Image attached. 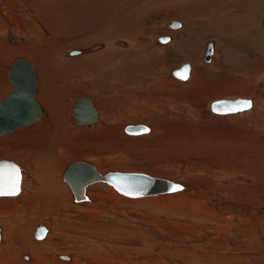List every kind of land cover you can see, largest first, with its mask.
<instances>
[{"label":"rangeland","instance_id":"obj_1","mask_svg":"<svg viewBox=\"0 0 264 264\" xmlns=\"http://www.w3.org/2000/svg\"><path fill=\"white\" fill-rule=\"evenodd\" d=\"M55 1L59 0H0V46L8 45L11 49L14 46L20 50L17 54L15 50L1 47L0 101L12 92L6 74L14 60L18 57H27L26 59L30 57L19 54L21 48L33 47L44 41L46 44H43L45 47H42V50L50 54L46 69L44 66V69L40 70L36 63L31 61L35 65L39 79L37 100L43 106L41 94L44 93L45 99L51 102L52 96L56 105H64V122H68L66 135L70 136V139L74 138V141L68 142L71 154L63 166L61 182L64 181L63 174L66 170L64 168L71 162L82 160L92 163L102 174L116 171L148 173L180 182L184 190L159 197L153 196L154 203L138 202L148 197H128L130 201L127 203L113 197L114 189L111 186L103 183L105 186L100 189L96 184L90 185L88 189L93 192L95 188L96 193L107 194L106 199L95 198L88 203L76 204L70 193L71 201L64 209L51 211L49 209L51 205H48L46 208L37 209L36 213L26 205L16 203L17 197L22 193L16 197H0V203L7 204L14 211L5 217V220L12 224L9 228H4L0 223L2 229L0 256L10 258L18 251L17 245L9 246L11 244L8 240L12 239L13 233L14 236H18L17 243H21V246L30 245L37 254L40 253L38 255L40 256L48 251L44 245L51 235L63 231L72 235L74 240L73 242L65 240L53 245V250H50L47 257L50 264H62L58 257L60 255L74 257L78 264H96L98 260L87 255L82 256L81 250H87L93 257H100L104 253L106 259H111L109 258L111 255L120 252L122 264H264V51L257 53L259 51L257 48L248 49L244 54V60L237 64L228 60L227 51L234 55L240 52V48L234 42L215 33L199 36L200 43L190 54L184 51L182 54L176 53L175 51L180 49L176 41H172L170 45L156 43L159 37L174 38L176 32L182 28L184 31L188 23H208L237 10L247 14V29L255 27L254 33L262 34L264 0H228L222 9L215 10L207 8L209 0H116L117 3L110 13H104L105 21H101L104 23L101 30L103 28L104 31L98 33L90 32L88 35L79 36L74 34L68 41L61 35L53 34L54 31L52 32L49 27L42 30V33L39 32L37 36L14 30L15 19L23 27L28 20L37 24L34 7L41 4L53 7ZM100 1L93 0L96 6L89 7L92 3V0H89L85 9L90 12L88 14L83 11L81 19L89 16V20H92L97 17ZM248 1L250 3L253 1L257 7H246ZM194 2L199 6L194 5ZM77 17L73 15L69 20H75ZM52 20L55 25L56 21ZM113 20L122 24L133 23L135 27L129 26L127 31L118 30L115 34ZM170 20H177L185 27L170 29L167 26ZM246 32L239 30L238 33L246 35ZM112 33L114 35L109 39L111 40L109 43L106 39ZM123 37L143 43L139 49H135L131 44L130 52L137 50L135 53H139L137 56L134 54L135 57L128 56L126 62L113 53L115 41H119L120 38L123 40ZM210 41L215 44V53L208 64L204 62L203 57L206 43ZM100 42L105 44V51L113 50L108 54H104L103 49L102 52H88ZM161 47L172 48V52L161 51L159 50ZM73 50H82L84 53L71 57L69 54ZM96 53L103 54L102 58L95 60L98 56ZM147 63L150 66L148 72L135 73L124 78L125 66L129 69H141L142 65L146 68ZM185 63L193 66V75L189 81L182 82L173 78L171 72ZM218 64L227 65L228 69L225 67L215 69ZM200 66L206 69L207 74L214 76H204V79L213 85L216 81L212 80H219L217 76H224L227 72L233 74L229 81L235 79L236 74L242 77L244 74L245 77L243 81L229 86V91L222 87L223 91L219 93L206 94L209 85L206 84L205 87L201 84L195 89L197 91L190 93L187 90ZM143 70L145 71L144 68ZM157 75L161 77L159 80L173 83L171 86L176 85L182 91L180 94L169 92L177 98L168 104H164L162 98L158 99L159 104H162L159 107H163L161 109L167 117L158 123L159 128L164 130H157L148 123H132L115 118V114H119L123 106H127V88L139 89L153 85ZM116 94L120 96L119 99L117 97L110 99L118 96ZM82 97L91 98L99 110L101 118L98 124L89 126L76 124L73 106L75 100ZM220 99L251 100L254 103V110L234 115H216L210 111L209 105L211 101ZM138 124L151 126V132L138 136L124 132L127 125ZM27 129L30 127L1 137L0 140L8 139ZM161 134L166 138L168 135L178 139L195 135L201 139L192 144L181 140L180 145L176 144L178 141L160 145V142H155L154 139ZM141 140L146 142V146L140 144ZM149 140L154 142L148 143ZM16 146V143H9L5 147H0V160L7 159L20 166L19 162L14 161L13 155L10 156L13 159L6 157L12 154ZM5 148H10L11 152L5 151ZM101 166L103 170L100 169ZM26 190L24 186L23 193ZM7 205H0V212L7 211ZM15 224H18V231L14 232ZM85 224L86 229L93 232L92 236H84L88 244L77 238L80 236L79 228ZM40 225L48 229L47 237L42 240L35 238L36 229ZM84 245L88 247L83 249ZM6 246L10 249H4ZM74 249L76 251L72 252ZM31 257V252H19L14 261L16 264H21L22 261L30 263Z\"/></svg>","mask_w":264,"mask_h":264},{"label":"bare ground","instance_id":"obj_2","mask_svg":"<svg viewBox=\"0 0 264 264\" xmlns=\"http://www.w3.org/2000/svg\"><path fill=\"white\" fill-rule=\"evenodd\" d=\"M88 2H89V0H73L71 2L69 0H62V1L59 0L55 3V5L53 7H50L47 4H41L39 6L34 7V15H35V13L37 14V16H36L37 24H36V22H35V24H33V22H30L28 20V22H26L25 26L23 27V25H21V23L17 19H15L14 20L15 25L13 28L16 32H19V33L26 32V33H29V34L31 33V34L37 36V34L39 32L42 33V30L44 31L45 29H47V27H49V29L52 32L54 31L53 34L61 35V36H63V38H65L68 41H70L72 39V36H74V34L79 36V35H84V34L88 35V33H90V32L98 33V32L103 30V28L101 30V27L103 26L102 24H104V23H101V21L102 20L105 21L104 13H106V14L110 13V11L115 7L117 1L116 0H101L99 2V5H98L100 10L98 11L97 17L93 18L92 20H89V18H88L89 16H87L88 19L87 18L81 19L82 18V16H81L82 12L83 11L87 12V10L85 9V6L88 4ZM227 3H228V0H209V2L207 4V8L213 9V10L218 9V8L222 9L223 6H225ZM48 4H49V2H48ZM193 4L199 6L195 2ZM95 6L96 5L94 4V2L92 0V3L90 4L89 7H95ZM247 6H248V8L257 7L256 3H254L253 1H251V3L248 1V3L246 4V7ZM52 9H53V12H51ZM178 10H180V9L178 8ZM186 11L187 10H185L184 12H186ZM89 12H87V13L89 14ZM196 13H197V11H196ZM73 15H77L78 16L77 19H75V20L71 19L72 21L69 20V17H71ZM246 16H247V14L243 13L241 10H237L236 12H233V13L231 12L229 14H226L223 18H217L216 20L209 21L208 23H203V22H201V23L192 22L190 24L188 23V25L186 26L184 31H182L183 30L182 27H185V25L181 23V25L179 27H176V29H174V30L181 29V28H182V30L177 31V32L175 31L176 34H175L174 38H172L173 36L170 37V41L168 42L169 44L167 43V45H170L172 43V41L173 42L176 41L178 46L180 47V49H179L180 51L174 50L176 53L182 54L184 51V52L190 54V52H193V50H195V48L198 47V45L200 43V41H198V40H201V38H198L199 36L207 35L209 33H215L218 35H222L225 39H228V41L230 40V42H234L240 48L239 49L240 52L238 54H234V55H230V52L227 51L228 55H229L228 60L230 62L232 60L233 63L238 64V63H240L241 60H244V54L248 49L255 50L257 48L259 50L257 53L264 51V32L262 34H256V33H254L256 31V28L255 27L250 28V26H249L250 29H247L246 28V25H247L246 20H248V18H246ZM52 19H54L56 21L55 25H54V23H52V21H53ZM9 21H11V20H9ZM125 23L126 22H124V24H122L120 21H117V20H115L112 23V25L114 26L113 31H115V34L118 30L120 31V30L124 29L127 31L129 29V26L135 27V25H133V23H129V24H125ZM58 24H60V25L58 27H56ZM167 26H168V24H167ZM169 28L171 29V27H169ZM106 30H108V29H106ZM239 30L244 31V32H246L245 30H248V31L246 32V35H241V34L239 35V33H238ZM113 35H114L113 33L110 34V37H108L106 40L108 42L111 41L109 39ZM44 36H43V38H44ZM46 36H47V34H46ZM46 39L48 40L47 37H46ZM46 42H48V41H46ZM210 42L213 45V53H212V56L210 58L211 59L210 62H211L212 57L214 56V53H215V51H214L215 44L213 41H210ZM156 43H158L157 40H156ZM208 43L209 42H207L206 45ZM43 44H44V41H41V42H39V44L33 45V47L29 46L28 48H21L22 51H21V53H19V54L28 55V57L30 56L29 57L30 60L29 59L28 60L30 62L34 61V63H36L35 65L40 70L44 69V66L46 69L47 64H48L47 61L49 60L48 58L50 57V54L47 51L42 50V47H45L44 45L46 43L44 45ZM131 44L134 45V46L133 45L132 46L135 49L136 48L139 49L143 45V43H138L135 40L133 41L131 38L123 37V40H122V38H120L119 41H115V43H114L115 51L113 53L117 54L116 57L119 56L121 60H124L126 62L129 59V58L127 59L128 56L132 55L133 57H135L134 54L136 55L137 53H139V52L135 53L137 50L130 52L131 51ZM98 45H101L100 49L92 50V51L89 50L88 52L89 53L99 52L102 49L105 51V44L104 43L100 42L99 44H97L93 47H96ZM160 45H164V44H160ZM184 46L186 49L184 48ZM1 47L9 48L11 46L1 45L0 50H1ZM40 48H41V50H40ZM9 49L15 50V52H17V54H18V52H20V50L18 51L19 48H17V47L15 48L14 46H12V49L11 48H9ZM117 49H119L120 51H118ZM111 50H113V49H109L108 51L106 50L103 53L108 54V53H110ZM159 50L164 51V52L171 50L170 52H172V48H167V47L166 48L161 47ZM102 56H103V54H99L95 60H97L98 58H102ZM133 57H131V58H133ZM13 58H15V57H13ZM13 58H11V59H13ZM44 61H45V63H44ZM254 63H252V64L254 65ZM188 64L190 65V68H191L190 75L186 81H182V82H187L192 78L193 66L190 63H188ZM208 64H209V62H208ZM32 65H33V67L35 66L33 63H32ZM126 65H128V64H126ZM147 65H148V63H147ZM142 67H143V65H142ZM142 67H141V69L140 68L129 69L128 66L127 67L125 66L124 70L123 69H121V70H123V74H125V75H131V74H135V73H143V72H148L150 70L149 65L146 68L143 67L145 69V71L143 70ZM219 67H222V68L225 67V69L226 68L228 69L227 65L226 66H222V65L220 66V64H218L215 67V69L216 68L218 69ZM35 72H36V70H35ZM6 75H8V74H6ZM36 75H37V73H36ZM206 75L210 76V77H214L212 74H207L206 69H204L202 66H200L198 68V73L196 74L195 79L193 78L194 81L192 82V84L190 85V87L187 91H190V93L194 92V90L201 84H203L204 86L206 84L209 85L208 89L205 88L207 86L204 87L206 90H208L207 92H206V90L204 91V92H206V94L219 93V91L220 92H221V90L223 91L222 87H225L229 91L230 90L229 86L234 85V83H239V82L243 81L242 79L245 77L244 74H243V77L236 74L234 76L235 79L233 78L234 80L232 79V80H230L232 82H230L229 79L233 77V76H231L233 74H230L227 72L224 76L218 75L217 77H219V80H212L211 79L212 81H216V83L213 85L211 83H208L204 79V76H206ZM223 77L226 80L223 81V79H224ZM160 78H161L160 75H157V78L155 80L156 81L155 84L147 86V87H140L139 89L127 88L126 93L128 94V98H127L128 102H127V100L125 101V102H127V104L125 103L127 106L126 105H125L126 107L123 106V109L121 110V112L119 114L118 113L115 114L116 115L115 118H119L120 120L124 119V120L132 122V123H148L149 125H152L157 130H161V131L164 130L163 128H159L158 123L162 118L165 117L164 119H167V117L164 114L165 112H163V109H161L163 107H159L161 103L159 104L160 100H158V99L162 98V101L164 102V104H168L170 101L175 100V97L177 98V96L173 95L174 92L177 94L178 93L180 94V92L182 93V91L179 87H176V85L171 86L173 83H171V84L168 82L166 83L163 80H159ZM248 78H250V77L248 76ZM8 81H10V80L8 79ZM37 84H39L38 75H37ZM96 85H98V84L96 83ZM11 87H12V84H11ZM195 91H197V90H195ZM169 92H173V94H169ZM232 92H233V90H232ZM221 94L223 95V93H221ZM116 95H118V94H116ZM37 96H38V93H37ZM41 96L43 98L41 100H43L44 102L42 101L43 106H41L39 104L41 107V110H42V116H41L40 120L29 125L28 128L30 127V129L24 130V131H22L16 135L11 136L8 139H4L2 141L0 140V147L1 148L5 147L9 143H16V145H17L16 147H14L12 154H8L6 156L9 158H12L10 156L13 155V158L15 159L14 161L19 162L21 164L19 167H20V171H21V175H22V183H21V190H22L21 193L22 194L19 195L20 197H17L18 199H16V203H18L19 205H26L27 208H29L33 213H36V210L40 209L41 207L46 208L48 205L49 206L51 205V207L49 208L51 211L56 210V209L61 210V208L64 209V207L66 205H68L71 201L70 193L72 195V199L74 200V196H73V193H72L70 187H68L67 186L68 184L66 183L67 184L66 185L64 183V181H63V183H64L63 184L61 182V179H60L61 175H62V170H63V166L65 164V161L68 159V155L71 154L70 147H68V142L74 139V138L70 139V136L66 135L68 122H64V120H65L64 105L63 104L56 105L55 101H53L55 99L52 96H51V98L48 97V98H50L51 102L47 98L46 99L44 98V93H42ZM116 97H117V99H119L118 97H120V96L118 95V96L112 97L110 99H113ZM246 97H248V96H246ZM36 100H37V97H36ZM248 101L251 102L250 108L247 110H243L241 112H238V113L217 114V113L212 112L211 110L210 111L216 115H234V114L244 113L250 109H251V111H253L254 110V103L251 100H248ZM37 102L39 103L38 100H37ZM52 103H54V104H52ZM94 106L96 107L95 104H94ZM195 107H193V108H195ZM96 109H97V107H96ZM113 113H116V112H113ZM98 114H99V117H98V122H99L100 118H101L99 110H98ZM108 114H110V112H108ZM260 114H262V113H260ZM98 122H96L95 124H98ZM92 125H94V124H92ZM25 128H27V127H25ZM22 129H24V128H22ZM22 129H20V130H22ZM20 130H18V131H20ZM16 132L17 131L3 135L1 137L8 136V135L14 134ZM65 136H67V137H65ZM169 138L173 141L169 140ZM200 139H201L200 136H195V135H189V136L178 139L175 137H171L169 135L166 138L164 134H161L154 140H156L155 142H160L159 143L160 145H162V143H170V142H175V141L176 142L178 141L176 144L180 145L179 143L181 142V140L186 141V142L188 141L189 143L191 142V144H192L193 142H197ZM154 140H149L148 143H152V142H154ZM139 142H140V144L146 146L145 145L146 142L144 140H141ZM5 151L11 152L10 148H8V149L5 148ZM110 160L112 161V159H110ZM107 161L109 162V159ZM64 169H66V168H64ZM100 169L103 170L102 166L100 167ZM139 171H141V170H139ZM146 174H148V173H146ZM151 176H153V175H151ZM157 178H159V177H157ZM165 178H167V177H165ZM96 184H98V186H99L98 188H100V189L105 186V185H103V183H100V184L95 183L92 185H96ZM24 186H25V188H27V190L23 193ZM28 188H30V190ZM98 188H96V189H98ZM94 189H93V192L91 189H87V194L91 197V199H93V200L95 198L106 199V197H108V195L103 194V192H97L96 193ZM112 194H113L114 198L116 197V198L122 200V202L123 201H126V202L130 201L127 199L128 197L124 198V197H122L123 195L122 196L118 195V193L114 190H113ZM13 197H16V196H13ZM158 197H156V199ZM154 199H155V197L150 196L146 199H143V200L141 199L138 202L151 203L154 201ZM160 199H162V198H160ZM166 199H167V197H166ZM163 200H165V199H163ZM158 201H159V199H158ZM127 203H129V202H127ZM158 203H160V202H158ZM0 205L6 206L7 204L1 202ZM153 205H156V204H153ZM52 206H53V208H52ZM7 207H8L7 211L0 212V223L4 228H9V225L11 224V223L9 224L5 220V217L8 215H11L14 212L12 208L10 209V206L7 205ZM55 207H57V208H55ZM45 208H42V209L45 210ZM104 208H106V207H104ZM46 212H49V211H46ZM17 225L18 224L14 225V227H16L14 232L16 230L18 231ZM78 232H79L80 236H77V238H78V240L81 239L80 241H82L83 243H85V241H86V238L84 237L85 235H89V236L93 235L92 230L86 229V224L84 226H81L79 228ZM14 234L15 233H13L12 239L10 241L8 240V237H7V240L11 244L9 246L14 247L17 245L18 251L15 252V254L12 255L10 258L0 256V264H16V262L14 261V257L15 256L17 257L19 252H31L32 257L34 258V262H32V257H31L30 263L22 261L21 264H50L47 257H48L50 250L52 249L53 245L64 242L65 240H67L68 242H73L72 240H74V237H72V235L63 233V231H60L59 233L56 232L57 235H54V236L51 235V238L48 240L46 245H44V247H46L45 248L46 251H47V249H48V251L44 252V254L42 253L40 256H38L40 253L37 254L36 251L33 249V247H31L30 245L24 244L23 246H21V243H17L16 238H18V236H14ZM86 243H87V241H86ZM9 246L4 247V249H10ZM86 247H88V246L84 245V247H82V248L86 249ZM71 251L73 252L76 250L74 249ZM80 254L82 256L86 257V255H87L89 257H92V259H94V260H98L96 262V264H122L121 261H123L121 256L119 255L120 252H117V253H114L113 255H111L109 257L111 259H106V255L104 253L100 257H95V256L93 257V255H91L90 252H88L87 250H81ZM58 257L60 259V256H58ZM68 257H70V256H68ZM114 258H116L117 260ZM62 261H64V260H62ZM62 261H60L62 264H72V263L78 264L77 260L74 261V257H70V260H66L64 262H62ZM65 262H67V263H65ZM98 262H100V263H98Z\"/></svg>","mask_w":264,"mask_h":264},{"label":"water","instance_id":"obj_3","mask_svg":"<svg viewBox=\"0 0 264 264\" xmlns=\"http://www.w3.org/2000/svg\"><path fill=\"white\" fill-rule=\"evenodd\" d=\"M181 23L177 20H170L168 26L176 29ZM169 36L159 37L158 44H167ZM101 45L93 47L92 50L100 49ZM82 50H73L70 56H80ZM213 53V45L209 42L206 45L203 60L210 62ZM190 65L185 63L175 70L171 76L175 79L186 81L190 75ZM8 78L12 84V92L0 101V137L40 120L42 110L36 100L38 93L37 75L32 63L24 58L18 57L14 60L8 70ZM247 102V105H245ZM251 102L236 99H220L210 103L209 108L217 114L238 113L250 108ZM75 122L81 126H89L98 122V110L91 98H77L73 106ZM124 132L128 135L138 136L151 132V126L147 124L127 125ZM63 180L70 187L74 202L76 204L91 202L87 189L95 183H104L111 186L117 193L130 198H143L159 196L184 190L180 182L157 178L149 174L133 172H109L102 174L97 168L87 161L71 162L63 176ZM22 175L19 165L13 161L0 160V197H13L21 193ZM14 185V187H13ZM2 229L0 226V243L2 241ZM48 229L40 225L35 232V238L44 239ZM28 259V257H26ZM61 260H70L66 255H60Z\"/></svg>","mask_w":264,"mask_h":264},{"label":"crops","instance_id":"obj_4","mask_svg":"<svg viewBox=\"0 0 264 264\" xmlns=\"http://www.w3.org/2000/svg\"><path fill=\"white\" fill-rule=\"evenodd\" d=\"M123 76H124V78H126V77H128V76H130V75H125V74H123Z\"/></svg>","mask_w":264,"mask_h":264},{"label":"snow or ice","instance_id":"obj_5","mask_svg":"<svg viewBox=\"0 0 264 264\" xmlns=\"http://www.w3.org/2000/svg\"><path fill=\"white\" fill-rule=\"evenodd\" d=\"M245 105H247V102H245ZM13 187H14V185H13ZM0 194H3V193H0Z\"/></svg>","mask_w":264,"mask_h":264}]
</instances>
